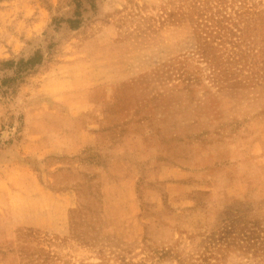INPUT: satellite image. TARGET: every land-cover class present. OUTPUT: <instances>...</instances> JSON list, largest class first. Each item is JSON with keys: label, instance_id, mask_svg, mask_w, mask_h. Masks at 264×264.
<instances>
[{"label": "rangeland", "instance_id": "374dc122", "mask_svg": "<svg viewBox=\"0 0 264 264\" xmlns=\"http://www.w3.org/2000/svg\"><path fill=\"white\" fill-rule=\"evenodd\" d=\"M37 52L0 88V264H264V0H0V66ZM92 88L104 176L54 194L23 111Z\"/></svg>", "mask_w": 264, "mask_h": 264}, {"label": "crops", "instance_id": "0c3cea01", "mask_svg": "<svg viewBox=\"0 0 264 264\" xmlns=\"http://www.w3.org/2000/svg\"><path fill=\"white\" fill-rule=\"evenodd\" d=\"M113 100L105 91L92 88L83 106L25 107L23 136L15 145L26 144L30 167L37 165L44 186L52 193L80 194L89 188L93 194L92 180L101 183L105 156L112 144L109 137L114 120L108 123L106 115L116 113L110 110Z\"/></svg>", "mask_w": 264, "mask_h": 264}, {"label": "trees", "instance_id": "16d2710c", "mask_svg": "<svg viewBox=\"0 0 264 264\" xmlns=\"http://www.w3.org/2000/svg\"><path fill=\"white\" fill-rule=\"evenodd\" d=\"M75 19L61 20L59 22H65L71 29H77L80 24L79 5L76 6ZM43 62V55L39 52L35 53L32 57L25 59H19L18 61L9 60L1 63L2 70H9L12 72L11 76H4L0 81V88H4L6 93H14L13 86L16 82L22 79L23 75L33 70L36 66L41 65Z\"/></svg>", "mask_w": 264, "mask_h": 264}]
</instances>
